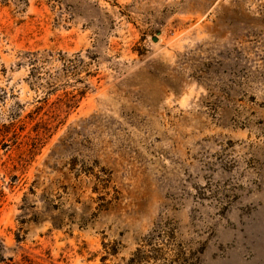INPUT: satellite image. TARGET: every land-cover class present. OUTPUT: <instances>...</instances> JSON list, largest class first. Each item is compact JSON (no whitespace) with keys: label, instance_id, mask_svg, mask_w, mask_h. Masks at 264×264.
Segmentation results:
<instances>
[{"label":"rangeland","instance_id":"obj_1","mask_svg":"<svg viewBox=\"0 0 264 264\" xmlns=\"http://www.w3.org/2000/svg\"><path fill=\"white\" fill-rule=\"evenodd\" d=\"M0 264H264V0H0Z\"/></svg>","mask_w":264,"mask_h":264}]
</instances>
